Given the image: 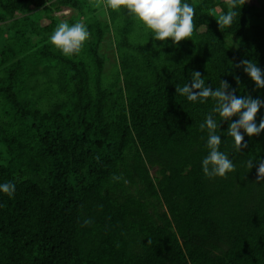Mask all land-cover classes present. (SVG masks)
<instances>
[{"label": "trees", "instance_id": "obj_1", "mask_svg": "<svg viewBox=\"0 0 264 264\" xmlns=\"http://www.w3.org/2000/svg\"><path fill=\"white\" fill-rule=\"evenodd\" d=\"M94 2L0 0V184H15L12 197L0 192V264H264V132L241 129L248 146L237 152L227 133L239 116L213 113L235 171L208 178L199 125L215 101L176 92L199 71L213 91L224 80L264 101L237 67L248 59L264 72V2L246 0L221 31L226 0H182L194 31L178 45L154 40L126 9L99 18ZM62 7L90 33L71 57L50 43Z\"/></svg>", "mask_w": 264, "mask_h": 264}, {"label": "clouds", "instance_id": "obj_2", "mask_svg": "<svg viewBox=\"0 0 264 264\" xmlns=\"http://www.w3.org/2000/svg\"><path fill=\"white\" fill-rule=\"evenodd\" d=\"M226 3L227 12L217 19L221 31L232 25L238 15L237 9L243 6L246 0H226ZM92 6L95 8L103 6L105 11L126 9L133 20L142 25L145 31L151 30L154 40L158 41H167L171 38L178 45L181 41L189 39L194 31L195 9L188 3H182V0H95ZM89 36L90 33L82 22H76L70 26L67 21H62L50 36V43L64 56L71 57L82 50ZM241 66L255 82L257 88H264V72L256 62L243 59L237 65V67ZM191 77L190 85L186 83L183 87L176 86L177 95L186 97L189 102L206 103L209 98L215 101L212 112L199 125L202 132L205 129L208 132L206 145L208 155L202 160L203 173L208 178H227V173L235 171V164L227 154L219 150L221 144V137L217 134L219 124L213 113L218 114L220 120L226 121L231 120L233 116H239L238 120L230 122L227 135L233 138L235 151L241 152L242 148L248 146L244 142L241 129L249 137L264 132V120H261L259 125L255 122L264 101L253 99L250 95L238 97L235 90L229 91L231 86L224 80H221L220 87L213 91L211 87L205 86V79L199 71L192 72ZM237 80L239 81L238 77ZM258 163L256 182H262L264 181V159H260ZM253 166V160H248L247 167L251 169ZM112 179L118 182L122 177L113 175ZM0 192L12 197L15 184L8 182L0 184ZM88 223L90 221H85V224Z\"/></svg>", "mask_w": 264, "mask_h": 264}, {"label": "rangeland", "instance_id": "obj_3", "mask_svg": "<svg viewBox=\"0 0 264 264\" xmlns=\"http://www.w3.org/2000/svg\"><path fill=\"white\" fill-rule=\"evenodd\" d=\"M194 1H199V0H194ZM248 2L252 5L259 6L264 2V0H248ZM53 15L59 20V22L62 21L68 22L75 15V12L71 9L62 7L59 10H55ZM97 16L101 19L107 18L106 11L103 6L101 8H97ZM3 38L4 36L0 38V45L3 42ZM231 45L235 47L237 43L231 42ZM100 52L103 53L106 57L105 69L106 71H108L110 67H112L113 64L116 62L115 47L113 44L112 35L110 33L106 34L103 41L101 42Z\"/></svg>", "mask_w": 264, "mask_h": 264}]
</instances>
